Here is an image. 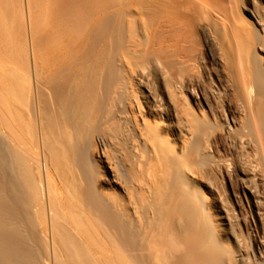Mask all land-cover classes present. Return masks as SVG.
<instances>
[{
	"label": "bare ground",
	"instance_id": "obj_1",
	"mask_svg": "<svg viewBox=\"0 0 264 264\" xmlns=\"http://www.w3.org/2000/svg\"><path fill=\"white\" fill-rule=\"evenodd\" d=\"M218 2L0 0V264H231L219 210L264 264V30Z\"/></svg>",
	"mask_w": 264,
	"mask_h": 264
},
{
	"label": "rangeland",
	"instance_id": "obj_2",
	"mask_svg": "<svg viewBox=\"0 0 264 264\" xmlns=\"http://www.w3.org/2000/svg\"><path fill=\"white\" fill-rule=\"evenodd\" d=\"M221 1L223 2V4H221ZM232 1L233 0H219L220 3L218 2L216 7L218 8L222 7L223 9L228 11L229 6L232 5ZM236 2L239 8L238 10L239 16L244 20L247 19L249 12L253 10H257V12L259 13V17L261 18V25L263 26V30H264V0H236ZM199 48L201 50V54L203 55L205 66H207V73L212 78L213 73L211 71L213 66L209 62L208 52L202 46L201 42ZM259 54L263 56L262 53L259 52ZM150 82H154V80L151 79ZM218 184H219L218 182L215 184L217 190L215 194L213 193V196L216 199V205L219 208L221 207V209L223 208L224 209L223 211H226V213L231 215L233 218L236 212L235 210H233L234 208H232L231 205L228 204L224 196H221L220 194L218 195V193H220L218 191L220 189V185L218 186ZM215 215H216L215 219L217 221L219 230L223 231L221 236L222 242L225 248L227 249L231 259L233 260L231 264H258L259 261L261 260L258 259V257H256V253L254 252V247L252 245L250 237L247 235V231L246 229H244L243 225L238 224L234 219H232L229 222V226L226 225L222 226V223L218 221V217H222V215H224V212H220L219 210V212ZM251 217L254 218V215L252 213H251ZM237 255L239 256L237 257Z\"/></svg>",
	"mask_w": 264,
	"mask_h": 264
}]
</instances>
